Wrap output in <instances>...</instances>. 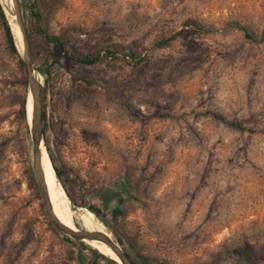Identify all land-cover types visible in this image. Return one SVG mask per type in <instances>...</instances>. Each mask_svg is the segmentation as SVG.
Listing matches in <instances>:
<instances>
[{
	"label": "rangeland",
	"instance_id": "rangeland-1",
	"mask_svg": "<svg viewBox=\"0 0 264 264\" xmlns=\"http://www.w3.org/2000/svg\"><path fill=\"white\" fill-rule=\"evenodd\" d=\"M17 4L24 29L34 4L71 53L121 46L140 58L94 67L59 59L46 79L47 49L31 60L43 97L46 89L42 147L73 199L55 177L68 226L105 234L135 264H264V0ZM0 6L17 23L12 1ZM17 76L0 22V264H107L44 213L29 130L15 116L23 92L8 84Z\"/></svg>",
	"mask_w": 264,
	"mask_h": 264
},
{
	"label": "trees",
	"instance_id": "trees-1",
	"mask_svg": "<svg viewBox=\"0 0 264 264\" xmlns=\"http://www.w3.org/2000/svg\"><path fill=\"white\" fill-rule=\"evenodd\" d=\"M1 3V0H0ZM8 8V6H6ZM9 9V8H8ZM11 14L14 15V12L10 10ZM6 14V16H5ZM28 27H25V33L26 37L28 40L29 48H30V53H31V60L33 61L35 56H36V49L41 48L42 46L47 49L46 50V56L43 58V62H45V67L44 70H40L39 73L46 79L48 76V70L51 67V65H59V59L63 61H68L71 64H76L80 66H86V67H94L97 65H100L102 63H109V62H114V61H127L129 65L132 66V64L136 65L137 63L140 62L139 57H135V54L129 50L128 48H124L121 46H116L114 49L111 48H106L103 51H100L96 54H88V55H78L76 53H71L68 51L65 42L61 37H56L49 35L46 32V28L42 23V18H41V13L37 9L36 5H31L28 9ZM23 17V16H22ZM7 18V19H6ZM8 20V21H7ZM0 22L1 26L3 28L4 32V38L6 42L7 49L11 55L15 57L16 60V66H17V71H18V76L17 78H12L13 80H10L8 82L9 85L11 86H17L22 89L23 95L20 98L18 108L15 112L16 118L20 121V123L23 125V128L25 130V134L27 135L28 133V126L26 122V105H25V84H26V71H25V66L23 61L21 60L19 54L17 52L18 48L15 43V39L13 38V33L12 29L10 26V21L9 17L7 15V10H5L3 7L1 8L0 6ZM9 23V24H8ZM234 28L241 31L245 37H248V34L243 26H240L238 24L234 25ZM191 32L195 33H202L204 32L202 29H200L197 25L193 24L192 25V30ZM12 33V34H11ZM170 38H165L161 39L153 44L154 47H161L164 46L168 43ZM15 46V47H14ZM59 51L58 58L51 59L50 55L52 52ZM43 93L45 99V94H46V89L43 88ZM212 118L219 120L222 124L241 131L240 125L238 123H232V122H227L224 118L221 116L213 115L211 114ZM40 120L42 123L41 127V132H42V140L44 137V132H45V107L44 105L42 106L41 113H40ZM44 149L48 155L51 167L53 169L54 175L58 182L61 184L63 191L69 201H73L72 197L70 196L69 192L64 186V180H63V174L60 173V171L57 169L54 160L50 154L49 149L44 145ZM30 185L34 188V183L32 182V177L30 174L28 175ZM89 211L84 209L85 214L88 215L89 212L96 216H102V211L100 209H94V208H89L87 207ZM71 211L73 212V215H76V210L75 207L70 206ZM75 224L77 225L78 228H81V224L79 221L76 220L75 218ZM120 244V242H118ZM90 253L92 254L93 260H103L107 264H115L111 260L107 259L106 257L100 255L97 253L95 250H90ZM127 255V254H126ZM251 250L250 248H247L243 252V256L245 258L251 257ZM128 256V255H127ZM131 260V259H130ZM132 263H134L133 260H131ZM135 264V263H134ZM245 264H250L249 260H246Z\"/></svg>",
	"mask_w": 264,
	"mask_h": 264
},
{
	"label": "water",
	"instance_id": "water-1",
	"mask_svg": "<svg viewBox=\"0 0 264 264\" xmlns=\"http://www.w3.org/2000/svg\"><path fill=\"white\" fill-rule=\"evenodd\" d=\"M11 1L13 5V11L16 16L17 24L19 27V32L21 34V38L23 42L20 57L24 63L25 71H26L25 105H26L27 96L29 95L31 99V107H32L30 121L29 122L26 121L28 125L30 141L32 145V160H33L32 174L36 189L38 191L43 206L44 213L49 218L51 225L62 234H65L71 238L80 241L93 240V241L101 242L105 246H107L111 250V252L114 253L120 264H134L132 263L130 258L119 248L117 243H113L105 234L99 232L89 233V232L70 230L65 226H63L62 224H60L52 213L51 206L49 204V200L47 196V190L43 181V176L39 164L40 153H41L40 148L42 147L40 113H41L43 94L39 83L32 76L31 54H30V49H29V44L26 37L25 29L21 19V14L18 8L17 0H11ZM44 152L46 153L45 149ZM111 261L114 262L113 260Z\"/></svg>",
	"mask_w": 264,
	"mask_h": 264
},
{
	"label": "bare ground",
	"instance_id": "bare-ground-1",
	"mask_svg": "<svg viewBox=\"0 0 264 264\" xmlns=\"http://www.w3.org/2000/svg\"><path fill=\"white\" fill-rule=\"evenodd\" d=\"M14 15H15V13H14ZM5 16H6V14H5ZM10 26H11L12 33L14 36L13 38H15L19 44V45H17L18 51H22L23 42H22L21 34L19 32L18 24L15 22H10ZM31 110H32L31 99H30V96L28 95V97L26 99V121L27 122L30 121ZM41 150L44 152V149L42 147H41ZM44 154L46 156V160L43 157V155L40 153L39 164H40V169H41L42 176H43V181L45 183L48 182V187L46 190H47V196H48L49 204L51 206L52 213L60 224H62L63 226H65L66 228H68L70 230L79 231V229L75 228L74 225L68 226V224L65 222L64 215L62 213L63 210H61V208L56 203V201H57V197H56L57 196V188H58V191H61V189L59 188V186L56 182L55 175H54L53 169L51 167L48 155L45 152H44ZM66 201H67V199H66ZM81 231H83V230H81ZM85 241H89V240H85ZM89 242L90 243H88V244H91L90 247L93 250H95L97 253H99L100 255H102V256L110 259V260H113L116 264H120L118 259L114 255V253L111 252V250L107 246H105L103 243L98 242V241H93V240L89 241Z\"/></svg>",
	"mask_w": 264,
	"mask_h": 264
}]
</instances>
